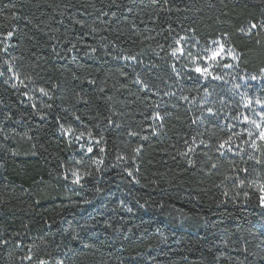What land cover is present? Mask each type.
<instances>
[{"label": "trees", "instance_id": "16d2710c", "mask_svg": "<svg viewBox=\"0 0 264 264\" xmlns=\"http://www.w3.org/2000/svg\"><path fill=\"white\" fill-rule=\"evenodd\" d=\"M0 34V264H264V0H0Z\"/></svg>", "mask_w": 264, "mask_h": 264}, {"label": "snow or ice", "instance_id": "6c2138e0", "mask_svg": "<svg viewBox=\"0 0 264 264\" xmlns=\"http://www.w3.org/2000/svg\"><path fill=\"white\" fill-rule=\"evenodd\" d=\"M252 27H255V25H252ZM12 35H13L12 32L7 33V37H11ZM177 43H179V42H177ZM212 43H213V48L208 49L207 52L209 54L204 57V60L208 61V63L205 64L204 66H201L200 63H197L196 67L194 68V71L197 74H199L200 77H203L205 79H208V78L222 79V77H220V76H213L212 65L215 63H218L219 59H222L225 54L233 56L234 59H235V56L233 55L232 49L226 48L225 43H223L221 41H213ZM182 51L183 50L179 49V48L174 49L173 55H176L177 52H182ZM226 67H231V65H226ZM252 79L253 80L264 79V70H262V76L261 77L253 76ZM145 87H147V85H145ZM40 91L44 94H47L43 88H41ZM246 103L248 105H251L253 103V101L251 99H248L246 101ZM255 104L264 106V100L257 98L255 100ZM207 111L209 114H213V110L211 108H208ZM156 115H157V118H159V114L157 113ZM258 115L261 117L260 122H257L256 120H250L247 115H245L243 117L244 121H248L250 124H252L255 127V129L259 130L255 139H250V140L244 141V143L249 144L250 147L253 149H257V141L264 142V111H261L260 113H258ZM244 132H247V134L250 138L253 136V133L249 132L247 128L244 129ZM132 134L135 135V133H132ZM236 135L240 136L241 134L236 133ZM233 141H234V137L229 135L227 137V139L220 142L218 151L222 150V149L227 150V151H232L233 150L232 149ZM139 150H140L139 148L136 149L137 152ZM87 151L92 152L93 151L92 147H88ZM244 171H247V170L245 169ZM73 175L75 177L74 182L79 183L81 180V177L79 176V174L73 173ZM241 183H243V181H241ZM260 191L262 193H264V186H261ZM261 202L264 203V196L261 197ZM41 264H43V262H41Z\"/></svg>", "mask_w": 264, "mask_h": 264}, {"label": "rangeland", "instance_id": "374dc122", "mask_svg": "<svg viewBox=\"0 0 264 264\" xmlns=\"http://www.w3.org/2000/svg\"><path fill=\"white\" fill-rule=\"evenodd\" d=\"M3 36L0 34V40H3V38H2ZM211 48H213V45H212V47ZM226 48H228L227 46H226ZM229 49V48H228ZM184 53V51H182V54ZM227 54H225L224 56H223V58L222 59H224L225 58V56H226ZM83 147V150H85L86 151V154H90L91 152H88L87 151V146H82ZM262 186H264V182H263V184H262ZM262 195L264 196V193H262ZM46 264V263H45Z\"/></svg>", "mask_w": 264, "mask_h": 264}]
</instances>
